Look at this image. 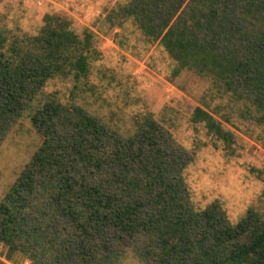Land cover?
I'll return each instance as SVG.
<instances>
[{
	"label": "trees",
	"instance_id": "1",
	"mask_svg": "<svg viewBox=\"0 0 264 264\" xmlns=\"http://www.w3.org/2000/svg\"><path fill=\"white\" fill-rule=\"evenodd\" d=\"M4 0H0V3ZM136 0L124 10L184 70L211 77L264 125V0ZM94 35L46 17L35 37L0 34V143L49 81L90 73ZM192 122L233 143L213 115ZM32 123L42 145L0 202L7 259L31 264H116L134 248L148 264H264V219L233 225L222 205L192 204L191 160L151 118L124 137L78 106L40 102ZM0 264H6L0 261Z\"/></svg>",
	"mask_w": 264,
	"mask_h": 264
},
{
	"label": "rangeland",
	"instance_id": "2",
	"mask_svg": "<svg viewBox=\"0 0 264 264\" xmlns=\"http://www.w3.org/2000/svg\"><path fill=\"white\" fill-rule=\"evenodd\" d=\"M191 0H186L185 7ZM136 0H4L0 3V34L16 39L38 36L46 17L60 18L81 38L94 35L95 54L87 78H55L38 100L18 117L0 143V202L42 145L32 123L40 102L55 99L78 106L124 137L137 132L145 118L171 135L173 148L191 164L184 172L192 204L205 210L219 202L229 221L237 225L249 211L264 219V125L246 102L237 101L211 77L184 70L160 41L147 37L124 10ZM202 108L233 134L226 144L210 135L192 117ZM0 243V261L31 264L21 256L7 259ZM116 264L143 263L128 248Z\"/></svg>",
	"mask_w": 264,
	"mask_h": 264
}]
</instances>
